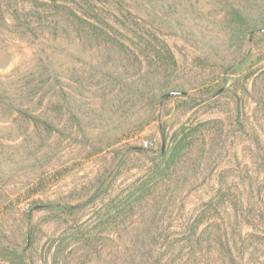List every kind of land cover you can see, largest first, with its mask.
I'll return each mask as SVG.
<instances>
[{"label": "rangeland", "instance_id": "obj_1", "mask_svg": "<svg viewBox=\"0 0 264 264\" xmlns=\"http://www.w3.org/2000/svg\"><path fill=\"white\" fill-rule=\"evenodd\" d=\"M113 1L121 42L87 44L68 26L45 47L73 112L54 92L32 98L30 115L0 104V264H124L120 255L147 257L152 245L165 255L170 242L215 239L217 194L244 191L252 175L264 0ZM4 17L0 89L29 104L25 73L49 31L27 39ZM228 205L218 206L226 226ZM248 247L264 259L263 238Z\"/></svg>", "mask_w": 264, "mask_h": 264}, {"label": "trees", "instance_id": "obj_2", "mask_svg": "<svg viewBox=\"0 0 264 264\" xmlns=\"http://www.w3.org/2000/svg\"><path fill=\"white\" fill-rule=\"evenodd\" d=\"M20 3H22L21 7ZM113 3V0H0V9L5 14L4 24L17 25L19 28L22 25L25 38L31 39L35 36L38 26L49 31V35L45 37V44L38 46L42 48L37 52L38 66L35 64L36 61L31 62L33 64L28 66L27 73H25L28 81L25 83L24 91H27L29 96L31 95L30 100L37 97L36 99L41 101L54 92L61 107L73 112L67 103L70 89L65 86L57 88L56 82L50 75H56V71L51 70L52 53L45 47L54 41L59 43L61 40H66L68 26L76 29L77 35L87 44L104 47L118 44L121 42L118 37L119 32L109 21L112 17L108 14L113 10L110 7ZM3 7L6 8L3 9ZM6 14H9V17H6ZM183 14L185 13L180 15L183 16ZM236 16L240 18L241 24H248L245 13L236 10ZM168 17L175 23L174 17ZM17 21H20V24ZM8 22L11 23L8 24ZM126 23L130 24V21L126 20ZM46 71L49 77L44 80L43 76ZM152 91L155 92V87H152ZM169 95V92L164 93L158 90L155 97L163 100ZM17 96V99L10 98L9 93L0 89V104L7 109L18 110L20 113L30 115V110L35 108L34 101L27 104L22 102L20 95ZM255 138L253 148L257 153H252L251 164L247 167L252 171V175L243 180L244 191L239 185L238 191L231 192V194L221 189L217 194V201L210 207V210L222 219L217 224L215 239L209 241L194 239L184 243L170 242L161 245V248L164 246L166 250L165 255H154V245H152L153 255L147 257L120 255L122 260H126L124 264H264V259H261L257 251H254L252 255H249L248 251V246L264 239V140L257 134ZM220 204H229L233 209L232 212L227 211L229 212L227 213L229 218L227 226L223 223L225 215L219 210ZM192 232L194 231L190 233ZM198 255L199 258H197ZM244 255L250 258L247 259ZM213 258H215L214 262Z\"/></svg>", "mask_w": 264, "mask_h": 264}]
</instances>
